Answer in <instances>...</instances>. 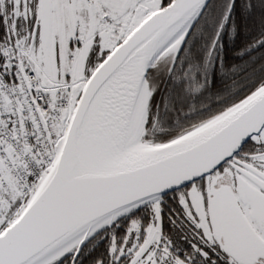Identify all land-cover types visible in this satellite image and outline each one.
I'll return each instance as SVG.
<instances>
[{"label":"snow or ice","instance_id":"6c2138e0","mask_svg":"<svg viewBox=\"0 0 264 264\" xmlns=\"http://www.w3.org/2000/svg\"><path fill=\"white\" fill-rule=\"evenodd\" d=\"M235 4L0 0V264H264V39L228 68Z\"/></svg>","mask_w":264,"mask_h":264},{"label":"trees","instance_id":"16d2710c","mask_svg":"<svg viewBox=\"0 0 264 264\" xmlns=\"http://www.w3.org/2000/svg\"><path fill=\"white\" fill-rule=\"evenodd\" d=\"M249 4L251 8L248 7ZM233 25H235V31L230 33ZM262 39H264V0H236L232 17H230L224 33V42L231 49L226 56L228 68H232L234 64H246V55L242 57L238 53L242 49L247 50L249 47L258 46L259 41ZM213 76L216 81L222 79L221 76L215 73H213ZM217 86L222 87L223 85H213V88ZM209 94L205 93V95ZM199 102L198 96L189 101L193 105ZM168 125L171 127V124L168 123ZM106 240V236L99 240L97 247L90 255H96L103 251Z\"/></svg>","mask_w":264,"mask_h":264},{"label":"built area","instance_id":"2783aa9c","mask_svg":"<svg viewBox=\"0 0 264 264\" xmlns=\"http://www.w3.org/2000/svg\"><path fill=\"white\" fill-rule=\"evenodd\" d=\"M5 99H6V105H5V107H7L8 105L11 104V102H10V101H7V98H5ZM17 100H18V103H17L16 107H17V108H23L24 105H23L22 103L19 102V101H20V98H19V97L17 98ZM12 118H13V117H8L9 120H11ZM5 127H7V126H5ZM21 130L24 131L25 133H30V131H31L30 128H26V127H24L23 125L21 126ZM13 139H15V137H13Z\"/></svg>","mask_w":264,"mask_h":264},{"label":"rangeland","instance_id":"374dc122","mask_svg":"<svg viewBox=\"0 0 264 264\" xmlns=\"http://www.w3.org/2000/svg\"><path fill=\"white\" fill-rule=\"evenodd\" d=\"M171 126V125H170ZM172 127V126H171ZM171 127H169V125H168V123L167 122H163V123H161V125H160V128L162 129L161 131H158L157 133H156V135H158V136H163V135H165V133L167 132V131H171L172 130V128ZM171 128V129H170Z\"/></svg>","mask_w":264,"mask_h":264}]
</instances>
